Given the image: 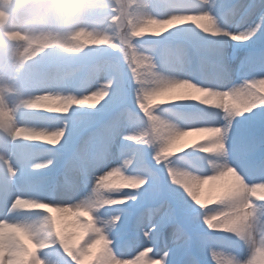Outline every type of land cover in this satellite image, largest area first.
<instances>
[{"label": "clouds", "instance_id": "1", "mask_svg": "<svg viewBox=\"0 0 264 264\" xmlns=\"http://www.w3.org/2000/svg\"><path fill=\"white\" fill-rule=\"evenodd\" d=\"M229 41L261 46L233 68ZM262 106L264 0H0V264H172L134 242L164 187L229 234L211 264H264V157L229 135Z\"/></svg>", "mask_w": 264, "mask_h": 264}, {"label": "rangeland", "instance_id": "2", "mask_svg": "<svg viewBox=\"0 0 264 264\" xmlns=\"http://www.w3.org/2000/svg\"><path fill=\"white\" fill-rule=\"evenodd\" d=\"M234 45L235 42H233L232 47L235 59H232L233 53L229 57V62L233 68L236 67L239 59L244 56L249 47L261 46L260 43L249 44L248 42H246L245 45L235 48ZM230 138L235 144L244 145L243 150H238L233 153L234 161L239 164L243 170L250 174L261 171V169L257 167V162L261 159V157H264V107L254 109L252 113H245L242 117H237L230 129ZM117 143H119V141H117ZM112 152L114 156L116 152L115 147H113ZM163 191L164 195L162 198L167 200L172 205L174 210V222L164 224L160 228L159 234L156 235L152 241H148L142 236H137L134 242L140 245L153 243L156 252L171 250L169 258L172 261V264H184L189 255L195 256L199 261V264H211V259L207 252V246L209 243L207 237L213 235L227 237L229 234L209 233L199 222L195 206L192 205L190 201H187L186 197H183V200L187 201L188 205H191V208H186L179 203V199L182 195H177L176 192L169 190L167 187H164ZM150 202L151 196L149 192L145 198V203ZM120 207L127 206L125 205ZM141 208L142 205H136L131 209L132 217L125 226L126 235L122 237L123 239H130L134 236L132 220H134L135 216L139 215L140 212H144ZM162 216L163 213H152L151 215H148L144 212L143 219L144 223L147 225L145 230H148L151 227L149 223L150 220H159ZM175 225H179L181 229L190 237L187 247L178 248L174 246L173 231ZM177 238H179V236H177ZM220 246L234 248L232 242L228 240ZM241 254H243L242 250ZM154 258H158V256H155Z\"/></svg>", "mask_w": 264, "mask_h": 264}, {"label": "snow or ice", "instance_id": "3", "mask_svg": "<svg viewBox=\"0 0 264 264\" xmlns=\"http://www.w3.org/2000/svg\"><path fill=\"white\" fill-rule=\"evenodd\" d=\"M264 107V106H262ZM256 174V173H254ZM4 195V188L3 186H0V196ZM188 201V200H187ZM187 201L183 200V196L180 197L179 199V203L186 207V208H191V205H188ZM175 220V214H174V210H170L168 213L163 214V216L159 219V220H152L150 222L151 227L148 229L149 231V235L153 236V238L159 234V230L160 228L166 224V223H170V222H174ZM180 235V233L178 232V236ZM155 246L153 245V254H155ZM53 258H56L57 254L55 252H53L52 254Z\"/></svg>", "mask_w": 264, "mask_h": 264}, {"label": "bare ground", "instance_id": "4", "mask_svg": "<svg viewBox=\"0 0 264 264\" xmlns=\"http://www.w3.org/2000/svg\"><path fill=\"white\" fill-rule=\"evenodd\" d=\"M233 47V42L232 41H229L228 42V45H227V48H226V52H227V54L229 55V57L231 56V54L233 53V51H232V48ZM232 132V131H231ZM229 135H230V133H229ZM243 166V165H242Z\"/></svg>", "mask_w": 264, "mask_h": 264}]
</instances>
